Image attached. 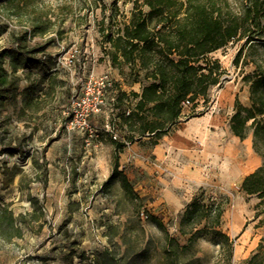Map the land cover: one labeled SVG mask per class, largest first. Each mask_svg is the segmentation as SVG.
<instances>
[{
	"label": "rangeland",
	"instance_id": "1",
	"mask_svg": "<svg viewBox=\"0 0 264 264\" xmlns=\"http://www.w3.org/2000/svg\"><path fill=\"white\" fill-rule=\"evenodd\" d=\"M134 5V0H0V51L17 53V60L11 55L5 59V67L18 86L0 117V205L9 204L16 217H25L23 237L0 240V264H247L255 253L264 259V205L258 207L256 196L241 191L242 177L234 169L221 171L212 165L214 170L194 180L162 170L158 189L148 182L141 162L147 158L157 163L151 139L130 140L134 133L124 121V112L134 108V85L145 81L134 83L133 65L112 64L104 38L128 22ZM232 5L238 13L244 9L241 0H232ZM41 17L52 21L46 34L32 30L31 22L41 23ZM244 43L233 41L209 58L219 61L225 72L222 88L234 82L241 102L250 105L243 76L254 66L244 57L235 60ZM14 64L19 66L16 72ZM92 74L114 80L116 101L106 114L92 118L98 136L88 146L84 133L67 128V109L71 96ZM29 86L36 91L25 96ZM222 100L217 115L223 125L213 128L214 145L206 143L198 151L200 136L193 134L186 158L204 151L220 154L231 144L226 130L231 102ZM207 103L201 97L200 110L190 112V119L207 115ZM107 123L115 127L117 139L105 131ZM176 130L184 132L175 127L171 137ZM113 140L125 141L129 149L134 146L139 157V164L121 157L120 170L129 178L131 191L121 177L105 184L112 173ZM248 143L254 152L250 134L238 143L233 166ZM194 199L222 203V229L234 239L231 262L213 235L193 243L188 242L190 235H182L180 219ZM150 215L160 217L165 228Z\"/></svg>",
	"mask_w": 264,
	"mask_h": 264
},
{
	"label": "trees",
	"instance_id": "2",
	"mask_svg": "<svg viewBox=\"0 0 264 264\" xmlns=\"http://www.w3.org/2000/svg\"><path fill=\"white\" fill-rule=\"evenodd\" d=\"M134 4L128 22L116 32L104 34L112 64L133 65L134 83L145 81L141 92H134V108L129 114L128 110L124 112L128 131L134 133L129 139L148 135L152 146L157 145L176 125L186 99L196 102L207 98L213 87L222 84L225 72L219 61L209 55L233 41L245 40L235 60L239 63L244 57L254 66L253 72L243 76L251 103L244 105L236 97L230 128L241 140L252 134L253 149L264 159V0H241V13L233 9L232 0H134ZM43 21L31 22L33 32H48L52 21ZM16 54L11 55L6 49L0 51V117L18 88L17 79L5 67V59L11 55L17 60ZM18 68L14 64L15 72ZM35 91V86H29L24 95ZM113 145L112 173L105 184L121 177L123 187L131 191L129 178L120 170L121 153L127 143L113 140ZM241 191L256 196L260 200L258 207L264 205V162L244 178ZM31 201L36 206V200ZM223 215L222 203L206 204L194 199L181 216L180 231L190 235L189 243L213 235L227 249L231 262L234 239L222 229ZM148 218L165 228L160 217ZM23 220L25 217H16L9 204L0 205V240L12 242L23 237ZM247 264H264V259L255 253Z\"/></svg>",
	"mask_w": 264,
	"mask_h": 264
},
{
	"label": "crops",
	"instance_id": "3",
	"mask_svg": "<svg viewBox=\"0 0 264 264\" xmlns=\"http://www.w3.org/2000/svg\"><path fill=\"white\" fill-rule=\"evenodd\" d=\"M133 89L134 91L140 93L142 86L141 84H136L134 85ZM213 89L214 88H212L210 91H213ZM218 91L220 108L223 102L222 96L225 99H230L232 108V114L230 115L232 116L234 113L236 97L239 96L238 94L240 90L236 89L234 82L230 81L225 87L222 88V86H220L218 88ZM242 103L244 105H249L245 101H243ZM219 109L215 113L209 111L207 115L196 117L193 119H185L184 117L180 116L175 127H178L180 130L182 129V131L184 130V132H179V130H176L174 137H171V134L173 132L171 131L168 135H165L162 139H160L157 145L153 146L152 151L153 155H155L157 158V163L152 164L146 158V162L142 161L141 164L145 168L146 174L149 177L148 182L152 184V188H154V190L158 189L157 179L161 178L160 173L162 170L168 171L169 174L179 175L194 180L208 175L212 169L214 170L212 165H214L216 169H219L221 171H227L228 169L232 168L238 175H241L242 184L244 178L247 175L253 173L257 168L262 166L261 160L263 158L259 156L255 151L251 153L249 143L247 149H243L244 151L241 154V159H236L237 165L233 166V163L235 161L234 155L239 151V146H237L238 143H241L242 141H245L247 139L241 140L240 138L235 136L231 131L230 125L227 126L226 130L227 133H229L230 140L232 142L229 145H224V147L221 148L222 150L220 151V154H211L209 151H204L201 154L197 155L191 154L190 158H186L183 155L187 151L188 145H190L193 134L196 136H200V138L196 140L195 145L198 151L203 150L206 143L208 144V147L214 145L213 142L217 140V136H215L213 128L216 127L218 129L221 125H223V122H221L222 118L217 115ZM106 110L105 112H103V114H106ZM103 114H101L100 116H102ZM180 126H182V128H180ZM189 131L192 132L188 133ZM177 133L178 135H176ZM216 134H218V132H216ZM198 142H201L202 146H199ZM132 150H134V146L130 149L126 146L124 149V153H121V157L123 158V155H125L127 160H130L135 164H139V157H137L136 153H134L135 151ZM177 150H180L181 153H177ZM238 257L240 258L239 252Z\"/></svg>",
	"mask_w": 264,
	"mask_h": 264
},
{
	"label": "built area",
	"instance_id": "4",
	"mask_svg": "<svg viewBox=\"0 0 264 264\" xmlns=\"http://www.w3.org/2000/svg\"><path fill=\"white\" fill-rule=\"evenodd\" d=\"M220 86L213 87V91L209 92L206 111L215 113L220 108L218 91ZM114 91L115 82L108 74H92L86 78L80 90L74 93L69 100L67 128L69 131L77 130L84 133L88 146L98 136V129L92 123V118L103 114L107 107L116 101ZM199 99L196 102L186 99L182 104L181 117L190 118V112L199 111L200 109L197 107ZM130 112L131 110L129 109L128 114ZM105 131L117 139V132L114 126L107 123ZM198 145L202 146V143L198 142Z\"/></svg>",
	"mask_w": 264,
	"mask_h": 264
}]
</instances>
